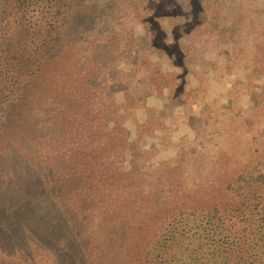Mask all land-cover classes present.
I'll list each match as a JSON object with an SVG mask.
<instances>
[{
	"label": "rangeland",
	"instance_id": "1",
	"mask_svg": "<svg viewBox=\"0 0 264 264\" xmlns=\"http://www.w3.org/2000/svg\"><path fill=\"white\" fill-rule=\"evenodd\" d=\"M152 2L163 13L155 15ZM78 12L69 11L62 29L76 41L60 45L67 65L57 59L43 64L34 86L77 85L82 94L113 103L117 113L102 125L125 129L109 160L117 189L105 199L102 189L92 207L82 199L77 217L69 215L64 247L51 254L56 236L44 228L53 230L59 220H46L45 206L34 209L47 227L21 219L13 241L20 248L34 243L35 252L1 253L0 264L83 263L94 254L91 224L98 228L119 202L123 184L131 187L130 203H117L98 235L111 249L104 264H207L223 243L226 254H220L232 262L233 242L244 257L258 259L253 264H264V0H95ZM145 60L144 73L132 67ZM155 72L169 84L153 89ZM125 91L141 104L116 121L124 116ZM26 96L10 108L0 135L6 144L0 145V176L23 162L20 155L50 146L24 140L38 116V99ZM8 188L5 193L0 185V195ZM74 192L67 196L78 201ZM12 238L0 239V248Z\"/></svg>",
	"mask_w": 264,
	"mask_h": 264
},
{
	"label": "trees",
	"instance_id": "2",
	"mask_svg": "<svg viewBox=\"0 0 264 264\" xmlns=\"http://www.w3.org/2000/svg\"><path fill=\"white\" fill-rule=\"evenodd\" d=\"M86 1L79 0V3H76L75 0H0V135L5 133L10 108L23 96L33 95V100L38 99V111L36 112L38 116L31 133L24 134L25 137L23 135L21 139L23 140L24 137L28 145H36L42 140H47L50 145L41 143L37 148L31 149L26 154L27 157L20 155L23 162L15 163L11 168V173L0 176V185L4 186L6 191L4 192H8V186L11 189L9 194L0 195V219L3 226L0 230V239H4L8 234L13 236L11 242L7 241L6 246L0 248V254L10 255L7 258L20 256L22 253L29 255L31 251L35 252L34 243H21L20 248L15 246L16 240L13 241L15 237H18V230L14 225L18 224L21 219H33L34 223L39 222L47 227L41 216H36L35 210L45 206L46 220H49L51 224L59 220L53 223V230L44 228L49 234L56 236L53 241L57 243L48 252L55 253L65 245L68 235L67 225L73 220L68 219L69 215L77 217L74 211H78L81 200L89 199L88 206L92 207L90 205L92 202L100 204L98 195L102 189L104 199L110 190L116 191L114 189H117L118 184L113 179L114 162L112 161L113 164L110 165L109 160L113 159L118 147L117 136L124 139L125 129L117 128L118 124L115 129H106L102 125L103 118H108L110 112L111 115L117 113L116 110L112 111L113 103L104 98L101 99L97 93L82 94L84 90L79 92L77 85H70L65 89L56 87L58 91L48 85L40 88L34 86L39 68L43 64L55 59L58 60V64L65 66L67 63L60 45L63 47L64 42L75 44L76 41H71V38L68 40V36L63 35L65 17L70 10L79 11L78 14H80L95 3V0ZM149 6L155 9V15L163 13L158 2H152ZM169 13L172 15L175 12ZM190 20L191 18L186 20L188 25ZM132 67H140L144 73L147 68L146 60L144 64ZM162 76L166 75L162 72H155L150 76L149 82H153V89H158L159 85H167L164 83L169 84L168 79ZM141 79L139 83L143 84L145 76ZM122 94L124 97H122L123 102L120 107L124 116L120 115L116 121L124 119L127 114L137 108L136 105L140 107L141 104L138 95L131 97L127 91ZM100 131L103 133L100 134ZM15 134L13 132L12 136ZM0 145L2 146L1 143ZM2 147H6V144ZM122 189L125 194L117 203H130L128 197L131 187L129 184H123ZM70 190L75 191L74 194L78 201L67 196ZM58 193L60 194L56 195ZM116 204L106 212L98 228L91 224L89 248L94 254L80 264H104L108 261L111 251L109 243L105 240L102 242L98 235L105 230V220L111 217L110 212ZM47 232L43 231L41 235L45 236ZM43 238L41 239L42 244L45 241V237ZM222 245L216 246L218 253L213 255L207 264L258 263L257 258H249L250 254L244 257L241 247L235 242L230 244L233 248H228L232 252V262H229L228 257L224 258L221 255L226 254V249ZM78 251L76 250V253ZM111 264H115V261L113 260Z\"/></svg>",
	"mask_w": 264,
	"mask_h": 264
}]
</instances>
